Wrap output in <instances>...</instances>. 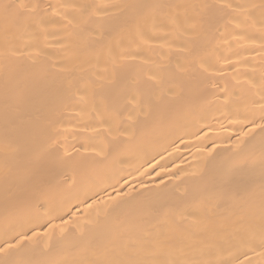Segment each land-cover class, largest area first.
Instances as JSON below:
<instances>
[{
    "label": "bare ground",
    "instance_id": "obj_1",
    "mask_svg": "<svg viewBox=\"0 0 264 264\" xmlns=\"http://www.w3.org/2000/svg\"><path fill=\"white\" fill-rule=\"evenodd\" d=\"M0 264H264V0H0Z\"/></svg>",
    "mask_w": 264,
    "mask_h": 264
},
{
    "label": "snow or ice",
    "instance_id": "obj_2",
    "mask_svg": "<svg viewBox=\"0 0 264 264\" xmlns=\"http://www.w3.org/2000/svg\"><path fill=\"white\" fill-rule=\"evenodd\" d=\"M4 251V249H0V252H3Z\"/></svg>",
    "mask_w": 264,
    "mask_h": 264
}]
</instances>
